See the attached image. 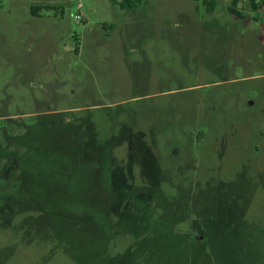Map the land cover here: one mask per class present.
I'll list each match as a JSON object with an SVG mask.
<instances>
[{
    "label": "rangeland",
    "instance_id": "obj_1",
    "mask_svg": "<svg viewBox=\"0 0 264 264\" xmlns=\"http://www.w3.org/2000/svg\"><path fill=\"white\" fill-rule=\"evenodd\" d=\"M255 2L0 0V124L49 127L1 198L0 264H264ZM82 138L109 143L135 187L75 175Z\"/></svg>",
    "mask_w": 264,
    "mask_h": 264
},
{
    "label": "trees",
    "instance_id": "obj_2",
    "mask_svg": "<svg viewBox=\"0 0 264 264\" xmlns=\"http://www.w3.org/2000/svg\"><path fill=\"white\" fill-rule=\"evenodd\" d=\"M110 1L112 4L118 5L120 9H134L142 2V0H119V1L110 0ZM241 1L242 0H231L229 10L234 14H239L236 8L239 2ZM248 1L250 2L253 9L257 8L255 0H248ZM33 9H38V8L34 7ZM34 123H32V126H31L32 129L30 128L29 130L25 126H23L20 121L18 122L17 120L7 119V120H4L2 124H0V203L2 201L1 198L6 193V191H9V189L11 190V188L17 187V180L19 177L18 170L21 168L22 171H25L24 166L28 164V160H27L28 158L26 159V157L27 156L35 157V156L41 155L40 152L43 148H41L39 139L41 138L42 134H38L39 137H37L35 144H33V141H30V140L33 137L32 135L35 131H39L40 133H43V130H47L49 127L39 126L38 129H35ZM71 125L72 124H67V126H63V127L59 126V127L63 128L62 132H65L66 128ZM16 129H19V131H16ZM74 143H72V145L67 147L65 151L66 153H68L72 149V147L74 151L76 152L79 148H84V150L89 153V155L88 153L87 155L90 156V157L88 156L86 157L85 155H81V154L78 155V159L76 163L72 166V172L75 175H77L78 177H81L83 176L82 174L86 172V173L97 174L98 176H102L108 187L107 189H110V190H111V187H113L114 183L116 182L121 183L124 186V188H126L128 191L129 190L131 191L132 188L135 187V182L134 184H131L132 181L131 180L129 181L127 178L129 176L128 171L126 172L124 171V169L122 170L121 168H118V167L113 168V169L110 167L111 154H110V148L108 147L110 145L109 143L106 144L105 146H98V145L88 143L87 140H84V139L82 141H79L77 143L74 142ZM43 151L45 152L46 148ZM70 162L68 163L69 165H70ZM43 164L46 165L45 161L43 162ZM122 193L124 194V197H125V196H128L129 192L127 193L120 192V194ZM124 197L120 200L123 201ZM145 199L148 201V197ZM145 199H143V201H146ZM132 210H135L136 212L137 211L143 212V213L145 212V208H141V209L130 208V213L134 212ZM136 212H134L133 214H135ZM146 219L147 217H143L141 220L142 222H145ZM106 223H107L106 228L107 230H110V231H109V235L107 236L105 240V243L107 240L111 239V236L115 232H119V230L117 231L115 230L117 228V225H115V223L110 224L109 220H106ZM122 231H125V232L127 231V233L130 235L132 239V243L129 249L135 245L136 241L139 242L138 238L140 236V233L138 234L135 233L136 240L133 241L134 236L133 235L131 236L129 232L130 230L128 231V228H125ZM185 237L188 241H191L195 244H201L198 241L190 240V238L188 237V234L185 235ZM105 243H104V246H105ZM125 252L122 254H125ZM139 252L140 253L145 252V248L140 249ZM121 255L116 256L114 259H110L108 257L107 259H109V261H113V260L121 258Z\"/></svg>",
    "mask_w": 264,
    "mask_h": 264
}]
</instances>
